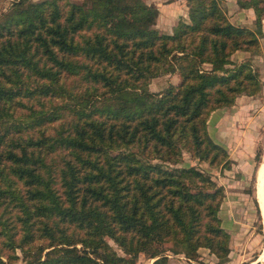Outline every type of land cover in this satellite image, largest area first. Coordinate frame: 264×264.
Returning a JSON list of instances; mask_svg holds the SVG:
<instances>
[{
	"label": "trees",
	"instance_id": "trees-1",
	"mask_svg": "<svg viewBox=\"0 0 264 264\" xmlns=\"http://www.w3.org/2000/svg\"><path fill=\"white\" fill-rule=\"evenodd\" d=\"M237 2L255 28L221 0H188L171 33L146 0H15L0 14V264L17 248L35 250L30 264H136L142 252L170 264L167 242L228 259L224 187L154 159L231 163L208 119L261 90L233 54L260 53L264 35V0ZM165 72L180 82L152 91Z\"/></svg>",
	"mask_w": 264,
	"mask_h": 264
},
{
	"label": "rangeland",
	"instance_id": "rangeland-1",
	"mask_svg": "<svg viewBox=\"0 0 264 264\" xmlns=\"http://www.w3.org/2000/svg\"><path fill=\"white\" fill-rule=\"evenodd\" d=\"M14 1L0 0V14L8 10ZM146 1L158 6L159 14L155 26L162 32L171 33L175 23L180 18L189 19L188 0ZM226 1L221 0V4L233 22L255 28L256 14L253 8H251L253 10L251 15L248 14V11H244L245 15L243 16L242 13V18L238 12L250 8L240 7L237 0L235 1V5H232V1H229V5H227ZM161 7H163V10H161ZM167 7L169 8L167 9ZM162 11L169 15L170 18L163 19V16L160 15ZM260 42L262 47L260 53L245 50V54L242 53L235 58L236 61L248 59L252 62L253 66L259 70L262 88L253 95L240 94L239 96H241L242 100L239 102V105L242 112L236 114L237 112L235 111V118L230 122L227 121L228 124H226L227 128H229L228 133H226L228 134V143L231 147H241L247 153L252 154L251 158L247 157V160L244 161L245 163H250V167H247L248 165L238 168L233 167L225 173V169L232 167L231 163L227 167L218 166L213 169L207 161L193 157L187 150H183L182 158L177 163L154 159V161L164 162L172 166L184 167L194 165L204 169L210 172L217 183L222 185L225 190L224 201L221 203L219 214L222 216L223 226L231 233V257L222 261H219V258L215 255H212L213 257L210 259L205 258L207 260L200 257L194 259L186 255L185 249L181 244L167 242L164 248L169 256L170 264H190L191 262V264H250L252 262L254 264L256 262L264 264V259H261L264 249V220L263 211L258 199L260 167L264 161V35H260ZM180 79L179 74L176 72H165L151 79L150 89L160 92L171 83L176 84L180 82ZM223 113H221L222 116L226 115L227 109ZM210 128L211 130L208 129L209 132L211 131L210 134L217 141L216 132L220 129H214L212 126ZM258 152L261 153L260 160L256 158ZM226 189H232L233 194L226 192ZM109 241L119 253H123L113 240L110 239ZM39 242L40 240L34 242L33 247L37 246ZM44 257L45 255L43 254ZM3 259L6 261V264H30L35 260V250L30 249L26 255L20 248H17L16 256H10L9 250L6 249ZM153 260L148 254L142 252L136 264H152Z\"/></svg>",
	"mask_w": 264,
	"mask_h": 264
},
{
	"label": "crops",
	"instance_id": "crops-1",
	"mask_svg": "<svg viewBox=\"0 0 264 264\" xmlns=\"http://www.w3.org/2000/svg\"><path fill=\"white\" fill-rule=\"evenodd\" d=\"M229 1H232V5H235V1L236 0H227L226 3L227 5ZM169 7H167L168 9ZM166 9V8H165ZM248 9V8H247ZM161 10H163V7H161ZM167 11V10H166ZM244 11H248V14L251 15V13L253 12V10L250 8L248 10L246 9H243V11H239V15H241L242 17V13H243V16L245 15V12ZM160 15L163 16V19L164 18H170L169 15L165 14L163 11L160 12ZM243 18V17H242ZM245 54L246 51L245 50H237L234 54H233V58H235L236 56H239L241 54ZM236 59V58H235ZM241 96H238L237 99H236V103L233 104L232 106H224V107H219V108H216L214 109L211 114H210V117L208 119V129L211 130V126L216 129V128H219L220 130L218 132H216V138H217V142L222 144L223 146H225L228 151H229V154H230V158H231V164H232V167H228L227 169L224 170V172L226 173V171L228 170H231L233 167H250V163L248 162H244L245 160H247V157L248 158H251L252 154L250 153H247L246 150L244 148H236L235 146L231 147V145L228 143V129L227 128V125L228 122L232 121V119L235 118V113L238 114L240 112H242V110L240 111V105H239V102L241 101ZM247 100V98H246ZM225 109H227V114L222 116L221 113L225 112ZM236 111V112H235ZM221 114V115H220ZM224 114V113H223ZM228 121V122H227ZM208 130V131H209ZM211 132V131H210ZM209 132V133H210ZM227 132V133H226ZM211 135V134H210ZM224 135V137H222ZM211 137L213 138V136L211 135ZM214 139V138H213ZM215 140V139H214ZM216 141V140H215ZM227 141V142H225ZM211 167V166H210ZM211 168H215V167H211ZM226 192H229L230 194H233V191L232 189L229 190V189H226ZM227 198V197H226ZM224 201V200H223ZM221 210V209H220ZM221 219H222V216L220 215ZM222 224H223V219H222ZM231 252H232V248H231V251L229 253V258L231 257ZM199 253H200V258L201 259H205V258H212L213 256L212 255H215L214 253H212L210 251L209 248L207 247H200L199 249ZM216 256V255H215ZM217 257V256H216ZM154 259V258H152ZM207 260V259H205ZM260 260V259H259ZM181 263V261H180ZM192 263V262H191ZM190 263V264H191ZM259 263V262H258ZM250 264H254V262L250 263Z\"/></svg>",
	"mask_w": 264,
	"mask_h": 264
},
{
	"label": "bare ground",
	"instance_id": "bare-ground-1",
	"mask_svg": "<svg viewBox=\"0 0 264 264\" xmlns=\"http://www.w3.org/2000/svg\"><path fill=\"white\" fill-rule=\"evenodd\" d=\"M260 177H259V193H258V199L263 211V220H264V161L262 162V165L260 167ZM261 259H264V249L263 254H261Z\"/></svg>",
	"mask_w": 264,
	"mask_h": 264
}]
</instances>
